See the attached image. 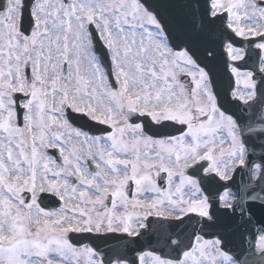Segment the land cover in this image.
Here are the masks:
<instances>
[{
	"label": "snow or ice",
	"instance_id": "6c2138e0",
	"mask_svg": "<svg viewBox=\"0 0 264 264\" xmlns=\"http://www.w3.org/2000/svg\"><path fill=\"white\" fill-rule=\"evenodd\" d=\"M0 264H264V0H0Z\"/></svg>",
	"mask_w": 264,
	"mask_h": 264
},
{
	"label": "water",
	"instance_id": "95a60500",
	"mask_svg": "<svg viewBox=\"0 0 264 264\" xmlns=\"http://www.w3.org/2000/svg\"><path fill=\"white\" fill-rule=\"evenodd\" d=\"M240 174H241V173H237V175H236V180H237L238 183H239L240 181H242V180H244V181L247 180V179H240V178H239ZM52 206H53V205H49V207H52ZM257 215L259 216V215H261V213L258 211V212H257ZM233 240H234V237H233V238L231 239V241H230V247L232 248L233 252H234V253L236 252L237 254L241 255V257H242L243 259H245V260H250L249 257L243 255V251H241V250H234V249H233V246L236 245L235 242H234ZM113 244H114L113 241H109V242H107L106 245H101V247H111V246H113ZM129 255L132 256V255H134V253H129Z\"/></svg>",
	"mask_w": 264,
	"mask_h": 264
}]
</instances>
